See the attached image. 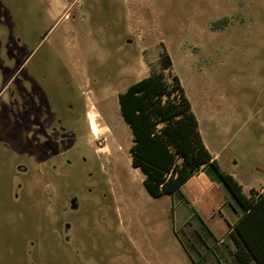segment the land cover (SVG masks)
Here are the masks:
<instances>
[{
  "label": "rangeland",
  "instance_id": "374dc122",
  "mask_svg": "<svg viewBox=\"0 0 264 264\" xmlns=\"http://www.w3.org/2000/svg\"><path fill=\"white\" fill-rule=\"evenodd\" d=\"M163 53L220 167L264 188V0H0V264H192L117 96Z\"/></svg>",
  "mask_w": 264,
  "mask_h": 264
},
{
  "label": "trees",
  "instance_id": "16d2710c",
  "mask_svg": "<svg viewBox=\"0 0 264 264\" xmlns=\"http://www.w3.org/2000/svg\"><path fill=\"white\" fill-rule=\"evenodd\" d=\"M160 66L117 94L120 113L132 134L131 165L141 170L143 184L153 197L177 192L207 165L240 215L231 231L237 260L264 264V193L247 196L237 179L220 167L203 142L190 100L178 75L171 73L167 53L161 55Z\"/></svg>",
  "mask_w": 264,
  "mask_h": 264
},
{
  "label": "crops",
  "instance_id": "0c3cea01",
  "mask_svg": "<svg viewBox=\"0 0 264 264\" xmlns=\"http://www.w3.org/2000/svg\"><path fill=\"white\" fill-rule=\"evenodd\" d=\"M230 174L235 177L233 173ZM240 184L247 196L264 193V188ZM164 194L171 200L172 221L176 216L177 221L181 222L183 241L176 235L173 225L172 232L192 264H240L235 256L236 243L231 234L240 215L230 204L222 185L208 171L207 165L195 171L177 192ZM174 200L179 201L176 210ZM183 264L189 263L183 260Z\"/></svg>",
  "mask_w": 264,
  "mask_h": 264
}]
</instances>
